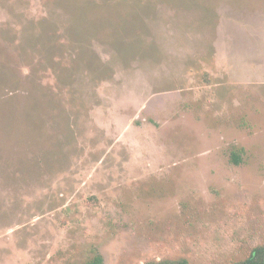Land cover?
<instances>
[{"label": "rangeland", "instance_id": "obj_1", "mask_svg": "<svg viewBox=\"0 0 264 264\" xmlns=\"http://www.w3.org/2000/svg\"><path fill=\"white\" fill-rule=\"evenodd\" d=\"M263 242L264 0H0V264Z\"/></svg>", "mask_w": 264, "mask_h": 264}, {"label": "trees", "instance_id": "obj_2", "mask_svg": "<svg viewBox=\"0 0 264 264\" xmlns=\"http://www.w3.org/2000/svg\"><path fill=\"white\" fill-rule=\"evenodd\" d=\"M240 154L234 153L233 158L235 162L240 161ZM70 264H106L104 258L101 255H96L94 258L86 261L85 263H70ZM143 264H192L187 258H163V259H151ZM207 264H264V242L255 246L251 252L243 259L230 260L224 263H207Z\"/></svg>", "mask_w": 264, "mask_h": 264}]
</instances>
